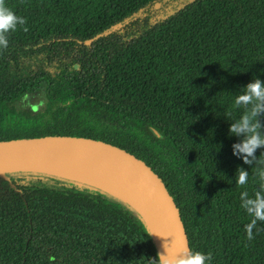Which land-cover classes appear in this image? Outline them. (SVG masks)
<instances>
[{"label": "trees", "instance_id": "16d2710c", "mask_svg": "<svg viewBox=\"0 0 264 264\" xmlns=\"http://www.w3.org/2000/svg\"><path fill=\"white\" fill-rule=\"evenodd\" d=\"M4 3L25 24L0 48V142L118 147L167 188L189 249L210 252V264H264V222L248 239L240 207L261 165L234 156L240 138L228 135L243 110L234 97L264 82V0ZM35 96L41 104L29 106ZM237 168L248 171L244 185ZM158 254L121 198L44 170L0 174V264H153Z\"/></svg>", "mask_w": 264, "mask_h": 264}, {"label": "water", "instance_id": "95a60500", "mask_svg": "<svg viewBox=\"0 0 264 264\" xmlns=\"http://www.w3.org/2000/svg\"><path fill=\"white\" fill-rule=\"evenodd\" d=\"M60 161L90 163L121 175L134 188L143 208L121 199L145 219L156 241L159 255L179 256L189 249L179 210L167 188L156 173L134 155L105 142L71 136L0 142V174Z\"/></svg>", "mask_w": 264, "mask_h": 264}, {"label": "clouds", "instance_id": "9594fccd", "mask_svg": "<svg viewBox=\"0 0 264 264\" xmlns=\"http://www.w3.org/2000/svg\"><path fill=\"white\" fill-rule=\"evenodd\" d=\"M24 24V18L7 7L4 0H0V48L8 46L7 34L15 31L18 25ZM234 106H243V110L228 127L229 136L240 138L232 144V154L238 156L244 164L251 165L255 160L261 165L256 169L259 185L254 194L249 195L247 191L240 193V207L251 218L245 225L246 235L248 239H252L253 227L257 222H264V152H261L259 157L255 155L257 149L264 148V125L261 123L264 118V82L254 77L244 86L242 93L234 97ZM235 176V183L244 185L248 171L237 168ZM151 261L153 264H210L211 253L187 249L179 256L158 254L157 258Z\"/></svg>", "mask_w": 264, "mask_h": 264}, {"label": "bare ground", "instance_id": "6f19581e", "mask_svg": "<svg viewBox=\"0 0 264 264\" xmlns=\"http://www.w3.org/2000/svg\"><path fill=\"white\" fill-rule=\"evenodd\" d=\"M22 169H37L55 173L73 180L100 187L136 207L143 208L134 188L121 175L107 168L77 161L42 163Z\"/></svg>", "mask_w": 264, "mask_h": 264}, {"label": "rangeland", "instance_id": "374dc122", "mask_svg": "<svg viewBox=\"0 0 264 264\" xmlns=\"http://www.w3.org/2000/svg\"><path fill=\"white\" fill-rule=\"evenodd\" d=\"M41 99H39L38 97H32V98H30V100H28V105L29 106H38V105H40L41 104Z\"/></svg>", "mask_w": 264, "mask_h": 264}]
</instances>
